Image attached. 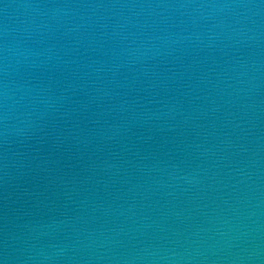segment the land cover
<instances>
[{"label": "water", "instance_id": "95a60500", "mask_svg": "<svg viewBox=\"0 0 264 264\" xmlns=\"http://www.w3.org/2000/svg\"><path fill=\"white\" fill-rule=\"evenodd\" d=\"M0 264H264V0H0Z\"/></svg>", "mask_w": 264, "mask_h": 264}]
</instances>
